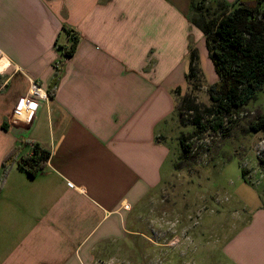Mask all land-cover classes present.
Segmentation results:
<instances>
[{
	"label": "crops",
	"instance_id": "1",
	"mask_svg": "<svg viewBox=\"0 0 264 264\" xmlns=\"http://www.w3.org/2000/svg\"><path fill=\"white\" fill-rule=\"evenodd\" d=\"M191 11L192 0H0V47L15 64L0 71V174L14 147L50 151L37 175L14 160L2 182L0 264H152L132 225L165 182L173 89L204 42ZM67 28L78 44L56 69ZM226 255L264 264V204Z\"/></svg>",
	"mask_w": 264,
	"mask_h": 264
},
{
	"label": "rangeland",
	"instance_id": "2",
	"mask_svg": "<svg viewBox=\"0 0 264 264\" xmlns=\"http://www.w3.org/2000/svg\"><path fill=\"white\" fill-rule=\"evenodd\" d=\"M204 1L211 9L215 6L213 0ZM199 45L203 82L194 93L209 103L207 86L217 74L204 42ZM259 112H264V87L240 112L227 136L204 132L191 137L193 126H181L174 114L165 182L149 203L142 202L137 210L142 219L132 225L134 245L151 255L152 264H231L226 255L228 237L247 221L253 208L264 204V162H260L264 129H244ZM181 131L192 145L187 159L180 158Z\"/></svg>",
	"mask_w": 264,
	"mask_h": 264
},
{
	"label": "trees",
	"instance_id": "3",
	"mask_svg": "<svg viewBox=\"0 0 264 264\" xmlns=\"http://www.w3.org/2000/svg\"><path fill=\"white\" fill-rule=\"evenodd\" d=\"M213 2L215 6L211 9L204 0H192L190 14L192 22L203 32L208 57L217 74V79L207 86L210 101H199L194 93L200 85L199 81L203 82L196 46L190 47L188 53L185 75L187 90L183 91L181 86L173 89L179 123L181 126H193L191 137L204 132L229 135V128L240 112L264 87V0H236L232 4L225 0ZM67 31L72 38L71 44L58 45L60 56L66 59L74 54L79 40L77 33L70 28ZM56 79L52 82V88ZM244 129H264V112L256 113ZM179 139L180 158L187 159L192 145L186 142L188 138L183 131ZM19 153L18 147H14L4 157L0 188L14 160L30 176H35L46 167L50 157V151L37 142L30 154L18 157ZM260 162L262 165L264 159L261 158Z\"/></svg>",
	"mask_w": 264,
	"mask_h": 264
},
{
	"label": "built area",
	"instance_id": "4",
	"mask_svg": "<svg viewBox=\"0 0 264 264\" xmlns=\"http://www.w3.org/2000/svg\"><path fill=\"white\" fill-rule=\"evenodd\" d=\"M6 61V65L3 69H0V71H3L5 68L13 67L15 64L10 60V58L4 53L2 48L0 47V62ZM66 58L60 56L55 62V67H61L63 63L65 62ZM29 93L36 96H41L44 93L43 88L37 83V81H33L30 88Z\"/></svg>",
	"mask_w": 264,
	"mask_h": 264
}]
</instances>
